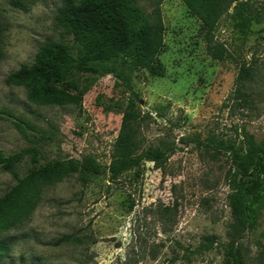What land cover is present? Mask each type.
Instances as JSON below:
<instances>
[{"label":"rangeland","instance_id":"obj_1","mask_svg":"<svg viewBox=\"0 0 264 264\" xmlns=\"http://www.w3.org/2000/svg\"><path fill=\"white\" fill-rule=\"evenodd\" d=\"M243 15L225 16L216 38L236 60L258 74L248 107L233 99L237 61H216L206 51L200 21L182 0H135L150 14L160 9L165 25L163 77L135 74L130 87L112 75L81 73L80 105H41L27 100L25 86L5 78L33 63L48 39L70 43L55 21L62 0H25V9L0 0L6 26L0 60V151L35 147L41 162L92 155L109 164L123 111L131 100L145 116L141 145L168 154L117 179L108 172L73 175L45 185L35 211L4 234L11 253L2 264H225L223 244L234 241L246 264H264V208L256 229L234 236L226 174L229 156L209 138L239 140L243 128L264 141V0H249ZM259 16V17H257ZM251 19L246 32L238 22ZM26 159L17 171L24 176ZM16 180L0 167V196ZM64 235L69 242L56 244ZM206 236L214 247L189 257Z\"/></svg>","mask_w":264,"mask_h":264},{"label":"trees","instance_id":"obj_2","mask_svg":"<svg viewBox=\"0 0 264 264\" xmlns=\"http://www.w3.org/2000/svg\"><path fill=\"white\" fill-rule=\"evenodd\" d=\"M25 0H7L9 6L25 9ZM190 13L201 23L208 55L216 61H237L235 56L216 38V29L227 15L237 18L250 8L249 0H182ZM259 17V16H257ZM55 21L71 37L65 41L46 40L33 63L23 65L5 78L10 86H25L27 100L41 105H80L83 94L77 84L81 73L98 77L112 75L130 87L135 74L147 72L153 77L165 75L160 56L165 52V25L159 8L147 14L135 0H62ZM251 19L238 22L246 32ZM6 26L0 23V60L4 57ZM233 99L248 107L253 103L250 86L258 74L253 65L239 63ZM145 116L131 100L123 111L121 126L115 140L109 164L103 165L92 155L82 159L41 162L35 147L12 154L0 151V167L16 180L0 196V264L12 247L4 234L24 222L36 209L45 185L62 182L78 175L81 178L108 172L117 179L138 170L145 162L164 163L168 154L160 147L141 145L140 135ZM239 140L209 138V146L229 156L231 167L226 178L230 188L228 205L234 236L256 229L264 208V141L258 142L245 128ZM31 167L20 176L17 167L24 160ZM64 235L56 244L69 242ZM215 236L204 242L189 257L211 250ZM225 264H246L234 241L223 244Z\"/></svg>","mask_w":264,"mask_h":264}]
</instances>
